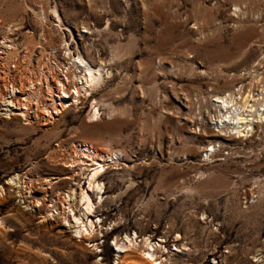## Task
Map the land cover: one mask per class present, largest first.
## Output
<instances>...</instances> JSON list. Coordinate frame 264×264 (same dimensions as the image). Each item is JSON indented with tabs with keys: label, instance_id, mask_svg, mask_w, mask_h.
Listing matches in <instances>:
<instances>
[{
	"label": "rangeland",
	"instance_id": "1",
	"mask_svg": "<svg viewBox=\"0 0 264 264\" xmlns=\"http://www.w3.org/2000/svg\"><path fill=\"white\" fill-rule=\"evenodd\" d=\"M35 1L25 2L37 7ZM39 1H46V23L24 0H0V42L5 37L17 48L8 76L0 70L7 89L24 68L45 70L44 61L55 57L66 62L60 33L74 54L94 66L102 60L111 74L76 107L50 118L36 115L35 106L23 116L14 105L23 92L16 90L14 103L0 100V264H115V245L133 233L158 242L156 255L166 264H264V126L201 156L217 140L209 133L217 114L207 107L214 94L264 92L263 80L252 82L264 76V0ZM93 99L111 103L115 113L99 102L100 118L88 121ZM78 140L109 142L124 153L99 176L95 228L82 239L61 225V205L49 222L41 218L50 200L78 183L87 187V169L64 163ZM16 174L19 182L9 183Z\"/></svg>",
	"mask_w": 264,
	"mask_h": 264
},
{
	"label": "bare ground",
	"instance_id": "2",
	"mask_svg": "<svg viewBox=\"0 0 264 264\" xmlns=\"http://www.w3.org/2000/svg\"><path fill=\"white\" fill-rule=\"evenodd\" d=\"M25 1L26 0H24L25 8L30 7L33 10L37 21L40 24L46 23L47 8L42 6L44 1L42 2L36 0L35 2L38 5L37 7H31ZM44 3L46 4V1ZM48 8L49 13H52L55 17V30H59L61 32V29L64 26L62 25L63 23H61V18L56 11L55 6ZM14 24V20L9 21L7 23L8 30H11V26ZM60 35L61 33L59 34V44L61 49L60 47L58 48L62 59L66 58V62H61L56 57H53V61L50 59H46L44 61V64L46 65L45 70L42 69L43 67H41L40 64L39 66H36L35 69L33 68L34 72L31 71L25 73L24 68V70L21 71L22 73H20L21 77L19 82H16V86L13 83L15 79L12 80L10 90L7 89L8 83L4 84L6 77L3 73H6L8 76V73L10 72L9 63L15 56H17V48L5 39V37L0 42V45L4 46L3 50L6 52L4 60L2 61V59H0V70L2 69L3 72L0 73V78L3 80V84L0 83V100L4 101V104L6 102L14 103L17 93L16 90L23 92V96L25 97L17 100L18 103H14V105L21 107L20 109H24L21 113L25 117L30 114V109L34 106L40 111L36 115L41 116L40 114H43V116L47 115L49 118L53 117V114H57L58 112L60 113L66 107H76L77 104L81 102V99H83L86 95H90L92 91L101 86L105 75L108 76V74H111V70H105L103 68L104 62L102 60H99L98 65L94 66L87 59H85L79 51L74 54ZM39 43H41V45L43 44L42 41ZM56 48L55 50H57ZM49 52L54 55V48L51 47ZM111 59H114V56H112ZM111 59L107 61L110 62ZM262 61L263 59L258 63ZM18 65L19 62L17 66L14 64V70L15 68L18 70ZM255 73H253V75ZM3 77L5 78L3 79ZM252 78H255L254 80L252 79V82L261 81L262 83V80L264 82V76L259 77V74L258 76ZM255 95L256 96H254L253 93L250 94L249 88L241 91V87L214 94V100H212L207 107L209 110L214 109L217 114L212 120L216 130L213 129V131H209V133L213 134L217 140L215 142L209 141V144L205 145V149L203 150L201 156L203 155L204 157L211 158L215 155L221 142H224L225 140H242V138L247 139L252 137L257 127L264 126V92L260 90ZM43 96L44 98L42 99ZM34 102L35 105H33ZM99 102L106 106L107 114L109 116L115 113L116 109L111 103H104L102 100L93 99L87 113L88 121L95 122L98 118H100L98 107ZM210 115L211 114H209V116ZM64 155L67 156V160H65L64 163L72 167L74 172L79 171L82 173L84 168L87 169V187L84 188L78 183L77 188L71 189L62 197L57 196L55 200H50L47 204V211L41 216V218L42 221L49 222V217L52 218L56 211L53 209L57 205H61L62 213L60 217L62 216L61 221H63V223L61 222V225L67 228L69 235L80 239L85 236L88 238L95 228V223L91 219L95 210V203L101 202L102 193L104 192V185L99 179V176L107 169L108 166L116 165L119 160H123L124 153L120 149H114L109 142L100 144L94 141L78 140L67 147ZM200 175L202 174L200 173ZM19 176L18 174L12 176L9 183L16 185L19 182ZM52 181L51 177H44V183L51 184ZM3 188L0 186V194H2ZM29 191L31 192V190ZM89 193H92L95 196L96 201L91 198ZM44 197L45 196L43 195L42 198ZM35 198L37 202H40V204L45 200L42 199L41 196H35ZM75 208H79L78 213L75 212ZM55 217L56 216H54V219ZM133 234V236L125 235L124 243L115 245V264H166L165 259L161 258L162 256L160 257L159 255H156L157 250L155 251V249L160 246L158 242H151L149 236L137 240L135 233ZM93 246L96 247L95 244H93ZM133 254L136 256L137 260H133L134 257L131 258V255Z\"/></svg>",
	"mask_w": 264,
	"mask_h": 264
}]
</instances>
